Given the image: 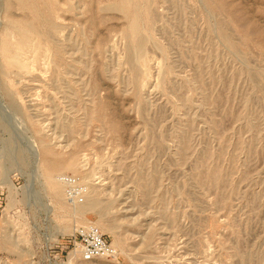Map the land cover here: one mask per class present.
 Masks as SVG:
<instances>
[{
	"label": "rangeland",
	"instance_id": "1",
	"mask_svg": "<svg viewBox=\"0 0 264 264\" xmlns=\"http://www.w3.org/2000/svg\"><path fill=\"white\" fill-rule=\"evenodd\" d=\"M119 1L0 0V44L50 45L0 46V264H264V0H131L135 39ZM87 223L115 257L73 251Z\"/></svg>",
	"mask_w": 264,
	"mask_h": 264
},
{
	"label": "bare ground",
	"instance_id": "2",
	"mask_svg": "<svg viewBox=\"0 0 264 264\" xmlns=\"http://www.w3.org/2000/svg\"><path fill=\"white\" fill-rule=\"evenodd\" d=\"M17 2H19L20 6L25 9V10H32L31 8V4H30V1L32 0H16ZM40 2H44L45 4H50V5H54V3L52 2L53 0H38ZM83 2V1H82ZM130 3H131V0H120L119 1V5L116 6V9L124 16H127L129 17V21H130V24H129V27H128V35L131 37V38H138L137 34H138V27H137V21H138V18H137V13H136V9H131L130 8ZM51 7V6H50ZM138 11V10H137ZM50 15V14H49ZM48 14L46 16H44V21L46 23V26H47V30L44 31V36L47 35V32L50 34L51 33V29H52V26L54 25L52 23V19L51 17L49 16ZM25 28H26V31L24 30H19L18 32V36L16 38V40L14 41V44L10 42V37L9 35H5L3 37V39L1 40V50L3 51V53L8 57V63L10 66L16 68V69H21V70H28L27 68V64H25V62L27 63V61H25L26 57L24 58V55L25 53L28 55V53L30 52V54L33 56V53H31V51H43V48L44 49H47V47H49L48 50H46L47 52L50 51V45H48L47 47L44 45L43 48H41V42L39 40V36H40V32L30 23H25L23 22L22 23ZM55 26V25H54ZM53 26V27H54ZM56 27V26H55ZM50 31V32H49ZM55 31L53 30L52 33H54ZM48 34V35H49ZM43 36V37H44ZM49 37V36H48ZM44 39V38H43ZM42 39V40H43ZM43 46V44H42ZM135 49L138 50V51H141L142 50V43L141 42H138L136 43V45H134ZM53 48V47H52ZM58 50V49H57ZM60 50V49H59ZM29 51V52H28ZM32 51V52H33ZM38 51V52H39ZM41 51V52H42ZM54 51V53H57L55 52L56 50H52ZM28 52V53H27ZM40 52V54H41ZM61 51H59L60 53ZM37 53V52H36ZM46 53V52H45ZM59 53L56 54L59 56ZM38 54V53H37ZM36 54H34L35 56ZM39 55V54H38ZM37 55V56H38ZM43 55L44 52H43ZM57 56V59H59V57ZM29 57V56H28ZM60 57H61V54H60ZM32 58V57H31ZM36 58V56L34 57ZM55 58V56H54ZM25 59V60H24ZM55 59V60H57ZM62 59V57H61ZM56 62V61H55ZM57 63H58V60H57ZM62 63L59 62V64ZM30 65V64H29ZM29 68H31V65L29 66ZM26 70V71H27ZM30 70V69H29ZM74 161L71 160V161H68L66 163V165H64L63 167L65 169H70V170H75L74 169V165H73ZM47 173H50V170L47 171ZM93 206H95L96 204H92ZM96 207V206H95ZM106 227V226H105ZM108 227V226H107ZM106 227V228H107ZM109 228V227H108ZM107 228V229H108ZM105 229V228H104ZM110 230V229H109ZM74 252H77V250H73ZM78 253V252H77Z\"/></svg>",
	"mask_w": 264,
	"mask_h": 264
},
{
	"label": "built area",
	"instance_id": "3",
	"mask_svg": "<svg viewBox=\"0 0 264 264\" xmlns=\"http://www.w3.org/2000/svg\"><path fill=\"white\" fill-rule=\"evenodd\" d=\"M59 181L64 187L66 199L71 204L82 201L83 190L79 179L73 175H60ZM74 250L85 260L101 257H115L116 251L99 228L93 223L78 226L71 239Z\"/></svg>",
	"mask_w": 264,
	"mask_h": 264
}]
</instances>
